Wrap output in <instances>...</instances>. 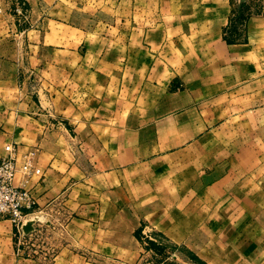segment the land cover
Wrapping results in <instances>:
<instances>
[{"label": "crops", "instance_id": "0c3cea01", "mask_svg": "<svg viewBox=\"0 0 264 264\" xmlns=\"http://www.w3.org/2000/svg\"><path fill=\"white\" fill-rule=\"evenodd\" d=\"M87 2L128 11L90 17L104 31L75 14L0 30V158L7 143L18 161L33 151L36 208L58 200L73 217L48 264H112L114 249L136 263V227L114 242L116 216L251 233L264 206V0ZM15 232L0 218V264H42L16 255ZM250 237L230 264H264Z\"/></svg>", "mask_w": 264, "mask_h": 264}, {"label": "rangeland", "instance_id": "374dc122", "mask_svg": "<svg viewBox=\"0 0 264 264\" xmlns=\"http://www.w3.org/2000/svg\"><path fill=\"white\" fill-rule=\"evenodd\" d=\"M5 1L4 6H0V22L3 21V17H9V20L1 23L0 30L7 28L9 32L16 34L20 32L22 34L26 29L41 30V27L44 29L45 23H42V18L62 20L68 14H75L76 18L81 20L80 26L86 29L96 28L97 31H104L103 24L94 23L93 19L96 18L94 15L112 13L90 6L87 0H62L60 7L54 6L56 4L54 1L48 8L40 7L39 4L32 6L28 2L24 3L25 0H12L13 4L11 2L5 4ZM78 6L79 9L76 8ZM121 11V8H114L112 14L125 15L128 9L123 8ZM253 13H257V10H253ZM90 17L93 18L91 22ZM31 175L32 173L28 180ZM28 212L24 225L30 226L25 234L21 233L15 241H19L23 251L27 249V245L33 249L31 255L25 257L48 264L40 258L44 254L52 253L54 258L61 245L68 242L67 226L73 217L58 200L47 204L45 208L37 209L35 206ZM253 219L256 228L252 229L251 233H223L210 232L207 230L208 225H191L183 216L156 215V227L146 219H139L136 222L130 216H116L113 218L114 242L127 243L128 228L130 231L132 227H136L131 236L139 243L140 260L132 264H230L235 250L242 245H248L250 235L253 239L257 237L261 242L257 254L264 256V206L258 209ZM113 254L112 264H131L124 263L116 256L120 255V249H114Z\"/></svg>", "mask_w": 264, "mask_h": 264}, {"label": "built area", "instance_id": "2783aa9c", "mask_svg": "<svg viewBox=\"0 0 264 264\" xmlns=\"http://www.w3.org/2000/svg\"><path fill=\"white\" fill-rule=\"evenodd\" d=\"M5 153L0 158V218L11 221L16 230V237L25 234L24 219L27 212L32 211L36 205L34 196L27 184L28 177L33 172H38L34 166L33 151H27L21 161L17 158V147L13 143L4 145ZM21 173V181L15 183L17 173ZM33 249L27 245L24 251L19 241H16L15 253L18 256H30ZM44 263L53 259L52 254H44L41 258Z\"/></svg>", "mask_w": 264, "mask_h": 264}, {"label": "water", "instance_id": "95a60500", "mask_svg": "<svg viewBox=\"0 0 264 264\" xmlns=\"http://www.w3.org/2000/svg\"><path fill=\"white\" fill-rule=\"evenodd\" d=\"M29 226H30V225H28V224H27V225H24L23 229H24L25 231H27L28 228H29Z\"/></svg>", "mask_w": 264, "mask_h": 264}]
</instances>
